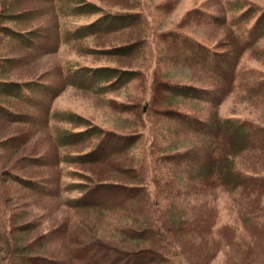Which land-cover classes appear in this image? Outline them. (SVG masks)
Listing matches in <instances>:
<instances>
[{
  "label": "rangeland",
  "instance_id": "1",
  "mask_svg": "<svg viewBox=\"0 0 264 264\" xmlns=\"http://www.w3.org/2000/svg\"><path fill=\"white\" fill-rule=\"evenodd\" d=\"M83 1L113 12H139L141 17L139 22L134 21L119 32L91 37L69 45L62 44L57 52L50 54L29 52L16 45L7 35L0 33V61L2 57L16 59L8 63L6 71H0V80L24 83L33 80L57 81L60 78L56 75H59L61 67L68 61L99 69L111 65L138 70L137 68L140 67L138 58L130 59L105 54L104 49L133 39L148 37L151 41L157 39L163 52L164 45L167 46L161 40L166 39L164 33L180 29L204 41L212 48L219 50L227 48L234 53L239 58L237 66L239 84L238 87L227 92L223 102L216 109L208 102L192 99L175 101V104L168 103L160 95L152 92L148 86L149 78L144 79L147 75L134 77L129 80L127 87L104 96L74 87L64 88L54 99L52 110L60 112L73 110L77 115L72 119V123H58L57 132L63 129L80 132L98 124L122 132L141 131L147 138L154 137L158 140L153 156L143 158L146 159L144 162L146 172L142 184L147 187L146 195L125 206H117L111 212H100L96 209L73 210L67 205V199L74 198L78 194L68 193L64 188L75 178L74 174L69 172L77 170L83 173L82 175L94 170L99 173L100 176L95 175L98 178L118 180L120 175L111 170L116 169L128 159L127 157H113L109 165L99 164L91 168L85 165L61 164L59 167L43 165L51 159L49 154L54 151L53 141L57 132L54 133L50 126L57 123L54 122L55 119L50 118L48 126L43 122L34 125L28 118H23L24 122L15 123L0 119V173L6 170L11 174L18 173L24 177L37 179L39 185H43L47 191H33L12 180L5 184L0 178V188L9 192L11 190L10 196L4 202L0 201V204H7L19 213L18 223L34 221L38 226L29 236H21V241L26 244L36 236H43L39 238L42 246L32 249L31 252L38 251L64 264L71 257L67 246L66 227L68 226L76 227L78 231L83 227L91 226L111 242H116L120 238L117 232L120 227L135 228L139 226L138 222L147 224L149 219H160L157 225L160 227L162 224V236L157 238L153 235L146 243L124 242L121 244L122 247L129 245L128 248L133 250L141 246L151 247L159 255L155 253L148 256L157 260L158 264H264V186L261 194H244L243 191L230 193L224 191L219 181L211 177L203 180L204 176L200 175L196 181L187 182L188 178L179 171L165 169L168 165L166 167L160 164L153 165V161L161 153L159 149L163 146H169L175 151V149L185 150L206 145V142L199 137L176 132L174 127L167 124L166 118L157 113L158 109L175 106L207 118L217 111L224 118L234 117L255 127L264 128V88L253 91L258 83L264 81V36L246 49L239 46L237 39V33L243 32L242 38L250 42L248 31L254 25L256 18L264 13V0H239L243 2L240 5L241 10L234 9V11L225 8L228 0H139L138 5H135L134 0ZM230 1L234 3L238 0ZM20 2L17 6L21 10L43 7L40 2L35 4ZM245 9L251 10V13L242 19L239 26L232 27L229 23L234 16L244 13ZM201 11L219 17L224 22H207L199 17ZM100 15L90 13L86 18L84 17L85 19L81 18L78 21L80 24L89 23ZM27 16L29 17L21 18L12 24L20 29H34L46 23L48 17L51 19L50 14L44 15L40 11ZM97 48L102 50L92 51ZM167 69L170 71L168 78L172 81L212 89L215 87L213 76L200 67L191 65L182 57L179 59V64L168 65ZM152 95L155 97L153 98ZM148 99L150 104L147 103ZM119 101L134 103L132 107L135 108H130L128 111L121 110ZM7 103L19 113L34 118L41 117L18 100L10 99ZM16 136L19 139L12 140V137ZM94 141L93 138H89L83 143L61 150L60 153L69 155L84 153L93 147ZM150 148L151 145L142 142L135 153L140 157L141 150H146L147 153ZM167 151L169 149H166ZM259 154L241 155L240 168L264 176V152ZM135 160H139L138 165H141L142 158ZM126 164L134 165L129 161ZM151 172L155 174L153 180L149 177ZM151 202L153 205L157 203L155 209L151 207ZM188 218L190 220H187ZM189 224L191 227L186 228ZM47 233H51L50 239ZM13 264L17 263L13 262Z\"/></svg>",
  "mask_w": 264,
  "mask_h": 264
},
{
  "label": "trees",
  "instance_id": "2",
  "mask_svg": "<svg viewBox=\"0 0 264 264\" xmlns=\"http://www.w3.org/2000/svg\"><path fill=\"white\" fill-rule=\"evenodd\" d=\"M19 1L21 4L40 2L43 7L21 10L17 6ZM134 2L135 5H138L139 0H134ZM242 4L243 2L239 0L234 3L228 0L225 8L228 11L241 10L240 5ZM15 9L18 11H13ZM0 10V33L7 35L16 45L27 51L40 54L55 53L62 44L69 45L72 42H82L91 37L119 32L134 21L139 22L141 17L139 12H113L93 3L86 4L83 0H0ZM251 10L245 9L244 13L235 15L229 24L232 27L239 26L242 19L251 13ZM39 11L44 15L50 14L51 19L48 17L46 23H42L34 29H20L12 24V22L29 17L27 15ZM90 13L101 15L92 22L80 24L78 20L85 19ZM195 16L198 17L197 14ZM199 17L207 22L223 21L219 17H213L203 11ZM74 21L77 22L71 23ZM232 32L234 33V30ZM242 34L237 33L238 43L242 49L248 48L253 42L262 38L264 36V13L256 18L254 25L248 31V35L251 37L250 42L242 38ZM164 35L166 39L161 40L167 46L164 45L163 52H161L160 42L157 39L151 41L148 37L140 40L133 39L104 49L105 54L130 59L138 58L140 63L138 70L128 69L125 66L112 67L111 65L99 69L68 61L61 67L59 75H56L60 78L57 81L33 80L24 83L0 80V119L15 123L17 121L24 122L22 119L28 118L34 125L43 122L48 126L49 119L53 118L57 123H53L50 128L56 133L58 123H72V119L77 115L73 110L63 112L52 110L54 99L60 95L64 88L74 87L104 96L127 87L129 80L134 77L145 75H147L144 77L145 80L149 78L148 86L152 92L155 95H160L168 103L175 104V101L192 99L208 102L216 109L223 102L227 92L238 87L239 58L227 48L225 50L212 48L204 41L196 39L180 29L166 31ZM149 43H151L150 47ZM146 45L147 47H145ZM101 50L102 48H97L92 51L100 52ZM181 57L191 65L198 66L213 76L216 83L214 89L170 80L168 78L170 71L167 66L179 64ZM15 60L13 57H2L0 71H6L8 63ZM256 86L253 91L263 89L264 81ZM155 95H152L153 98ZM10 99L26 104L29 109L37 112L41 117L34 118L31 115L19 113L7 103ZM119 102L121 110L128 111L130 108H135L132 107L134 103ZM148 102L150 104V99L147 100ZM158 110L157 113L165 117L167 124L174 127L176 132L186 136L199 137L206 142V145L202 144L185 150L175 149V151H172L169 146H163L159 149L161 153L155 158L153 165L160 164L164 167L168 165L165 169L179 171L188 178L187 182L196 181L200 175H203V180L206 177H211L215 181H219L224 191L230 193L243 191L244 194H261L264 176L240 168L239 157L244 153L260 155L259 152H261L263 154L264 128L255 127L234 117L224 118L217 111L207 118L175 106ZM146 111L148 112L147 109ZM15 138L16 141L19 139L16 136L12 137V140ZM89 138H93L95 141L93 147L88 151L70 155L60 153L61 150L76 146ZM142 142H146L148 146L151 145V148L147 153L146 150H143L144 154L141 150L140 154L144 156L139 157L135 151L139 149ZM157 143L156 138H147L141 131L122 132L98 124L80 132L63 129L57 132L53 141L54 151L52 150L53 152L49 154L51 159L43 165L48 164L51 167H59L61 164L66 166L85 165L91 168V166L99 164H108L113 157H127L128 159L119 164L116 169L111 170L120 175L118 180L98 178L96 176L100 175L94 170L89 171V174L86 175H82L83 173L77 170L69 172L74 174L75 178L64 188V191L68 193L76 192L78 194L74 198L67 199V205L73 210L96 209L100 212H111L117 206H125L146 195L147 187L142 184L146 172L144 169L146 159L143 158L153 156ZM166 149L169 151L166 152ZM35 158L39 160L38 157ZM141 158V165H138L139 160L135 159ZM127 161L134 165H127ZM149 177L153 180L155 174L151 172ZM0 178L5 184L12 180L33 191L47 192L43 185H39L37 179L24 177L18 173L11 174L5 170L0 173ZM215 181L212 182L215 183ZM0 193V201L4 202L10 196L11 190L9 192V190L0 188ZM156 204L153 205L151 202V207L155 209ZM18 214L14 208H10L7 204H0V264H13V262L17 264H62L53 257L42 255L38 251L31 252L32 249L42 246L39 238H43V236H36L37 238L34 237L26 244L21 241V236H29L37 230L38 226L34 221L18 223ZM159 220L149 219L147 224L141 221L135 228L120 227L117 231L120 238L116 242H111L91 226L83 227L80 231L76 227L68 226L66 227L67 246L71 257L68 260L69 263L66 260L64 264H158L157 260L148 256L155 254V249L141 246L133 250L128 248L129 245L122 247L121 244L124 242L129 244L128 241L146 243L153 235L159 238L163 235L162 224L160 227L157 225ZM190 227L189 224L186 228ZM47 235L50 239L51 233H47ZM156 255L159 253L157 252Z\"/></svg>",
  "mask_w": 264,
  "mask_h": 264
}]
</instances>
